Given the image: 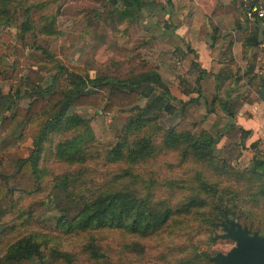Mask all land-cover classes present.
I'll use <instances>...</instances> for the list:
<instances>
[{"label":"rangeland","instance_id":"obj_1","mask_svg":"<svg viewBox=\"0 0 264 264\" xmlns=\"http://www.w3.org/2000/svg\"><path fill=\"white\" fill-rule=\"evenodd\" d=\"M58 3L61 4L56 8L49 7V12L41 17L53 21L56 32L50 37L27 32L22 40L16 39L17 27L23 18L21 6L11 20L7 18L9 11L0 16V99L4 97L0 100V117H12L10 126L0 136V171L4 175L15 170L18 159L32 153L36 134L44 128L42 124L46 116L36 115L24 124L12 116L15 107L27 106L32 92L50 85V91L72 88V75L126 78L152 70V62L147 57L152 56L153 43L146 38L152 34L151 31L145 33L144 26L137 22L119 23L109 17L107 8H102L96 0H58ZM28 16L33 21L38 20V13L28 12ZM28 67L42 77L39 85L27 80ZM155 89L154 96H159L161 89ZM9 98L13 99L12 106L6 110ZM150 100L141 98L137 106L143 107ZM162 101L160 109H148L147 114L154 118L157 127L162 130L203 131L199 115L187 112L179 103L167 100L165 96ZM95 111L93 108L70 106L65 118L76 115L85 120V125L66 129L63 123L55 134L43 132L35 164L37 189L31 193L12 189L8 195L10 210L0 214V264L14 263L1 260L10 243L27 234L52 232L57 217H71L76 213L77 206L69 205V199L87 196L98 187L117 184L118 180L112 177L119 168L129 169L142 186L153 182L156 188H160L154 199L178 204L184 201V192L174 197L162 194L161 188L164 189L168 182L184 187L195 186L197 175L206 182H219L221 185H229L225 181L233 180L230 170L227 177H219L205 164L182 158L180 151L158 146L156 140L157 150L152 157L137 164L113 165L105 160V155L118 142L125 146L127 141L133 140L128 132L121 134L133 111ZM74 139H80L77 151L81 162L67 161L57 153L59 145ZM211 149L216 158L223 159L232 168L252 166L250 157L242 156L233 145L217 146L214 143ZM210 175L212 179H207ZM64 178L66 188L54 189L57 184L63 187ZM122 182L125 184L123 179ZM236 203L232 198H223L222 206L230 211L226 218L245 226L250 235L255 232L257 236H263V229L242 221L237 214ZM205 214V218L199 215L196 219L194 216L176 219L149 241L129 238L124 252L126 260L122 264H215L211 258L228 253L235 242L224 236L226 232L221 226L224 218H218L211 226L206 223L209 213L206 211ZM203 253H208L213 263H206ZM20 264H38V261L33 259Z\"/></svg>","mask_w":264,"mask_h":264},{"label":"trees","instance_id":"obj_2","mask_svg":"<svg viewBox=\"0 0 264 264\" xmlns=\"http://www.w3.org/2000/svg\"><path fill=\"white\" fill-rule=\"evenodd\" d=\"M96 1L102 8H107L109 17L119 23L129 24L136 22L142 5L138 0ZM24 3L26 6L20 13L23 18L19 14L22 20L18 24L16 39L22 40L23 34L27 32L43 37L55 35L51 19L34 22L28 16V9L34 6L44 14L49 12V7H58V0H14V3L13 0H0V16L9 11L7 18L11 20L17 6ZM247 41L249 45L257 44V27ZM186 56L190 59L193 52L188 50ZM72 76L70 82L74 87L54 91H50L51 85L39 88L31 93L25 108L15 107L12 116L19 118L22 124L36 115L46 118L42 124L44 128L36 134L32 153L18 159L15 170L9 175L0 171V214L10 210L8 195L12 189L24 193L37 189L38 171L35 164L38 160L37 146L43 140V132L55 134L63 123L66 129H78L85 125V120L76 115L65 118V112L70 106L93 108L95 112L100 110L107 113L114 109L133 111L121 131L122 135L128 132L133 140L127 141L125 146L118 142L105 155V160L113 165L137 164L152 157L157 150L154 145L156 140L158 146L180 151L182 158L205 164L219 177H227L230 170L233 180L225 181L229 185H221L219 182H206L197 175L195 186L184 187L168 182L164 189L161 188L162 194L174 197L184 192V201L178 204L154 199L160 188H156L153 182L142 186L136 182L137 176L129 169L119 168L112 177L118 180L117 184L98 187L87 196L79 195L69 199V205L77 206L76 213L71 217H57L52 232L27 234L13 241L7 247L2 261L20 264L36 259L38 264H122L126 260L124 252L129 238L149 241L176 219L192 216L196 219L199 215L205 218L206 211L212 215L207 214L209 217L206 221L211 226L218 218L225 219L230 211L222 206L223 198H232L237 202V214L244 223L254 224L264 230V160L253 159L250 168H232L223 159L213 155L211 146L216 143V139L207 132L175 128L162 130L157 127L154 118L147 115L148 109H160L163 96L167 100H175L155 71H142L126 78ZM26 78L35 85L42 82V77L31 67L26 69ZM155 88L161 89L159 96H154ZM141 98L151 100L139 107L137 103ZM12 102L13 99L9 98L6 110L11 108ZM11 121V116L0 117V136L8 129ZM79 145L80 139H74L59 145L57 153L67 161L81 162L77 151ZM207 179H212V176ZM63 180V187L57 184L54 189H65V178ZM202 258L206 263H213L208 253H203Z\"/></svg>","mask_w":264,"mask_h":264},{"label":"crops","instance_id":"obj_3","mask_svg":"<svg viewBox=\"0 0 264 264\" xmlns=\"http://www.w3.org/2000/svg\"><path fill=\"white\" fill-rule=\"evenodd\" d=\"M138 1L136 22L152 34L147 58L169 95L200 116L215 145L264 160V32L248 44L256 28L243 18L248 0ZM28 12L38 13L34 22L49 19L34 6Z\"/></svg>","mask_w":264,"mask_h":264},{"label":"water","instance_id":"obj_4","mask_svg":"<svg viewBox=\"0 0 264 264\" xmlns=\"http://www.w3.org/2000/svg\"><path fill=\"white\" fill-rule=\"evenodd\" d=\"M257 42L263 37L264 23H257ZM225 237L233 240L235 246L226 254H216L211 260L215 264H264V235H251L245 226L225 218L221 223Z\"/></svg>","mask_w":264,"mask_h":264},{"label":"built area","instance_id":"obj_5","mask_svg":"<svg viewBox=\"0 0 264 264\" xmlns=\"http://www.w3.org/2000/svg\"><path fill=\"white\" fill-rule=\"evenodd\" d=\"M243 18L252 23H264V1L248 0L243 3Z\"/></svg>","mask_w":264,"mask_h":264}]
</instances>
